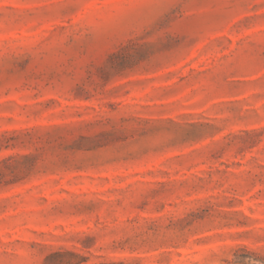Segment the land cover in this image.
Listing matches in <instances>:
<instances>
[{"label":"rangeland","instance_id":"374dc122","mask_svg":"<svg viewBox=\"0 0 264 264\" xmlns=\"http://www.w3.org/2000/svg\"><path fill=\"white\" fill-rule=\"evenodd\" d=\"M0 264H264V0H0Z\"/></svg>","mask_w":264,"mask_h":264}]
</instances>
